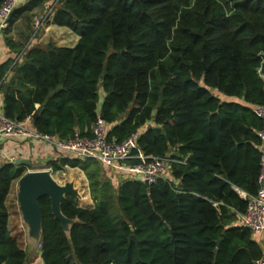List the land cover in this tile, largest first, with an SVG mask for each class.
<instances>
[{
  "label": "trees",
  "instance_id": "1",
  "mask_svg": "<svg viewBox=\"0 0 264 264\" xmlns=\"http://www.w3.org/2000/svg\"><path fill=\"white\" fill-rule=\"evenodd\" d=\"M45 1L18 5L4 29L24 27L22 40L5 38L16 57L0 63L3 115L36 112L32 127L60 139L90 135L101 117L107 140L140 130V151L171 160L150 185L124 175L114 184L91 158L50 161L54 171L79 167L94 204L65 195L67 234L39 198L42 264H256L263 250L237 218L247 207L238 189L258 187L264 0H59L52 22L79 36L71 47L31 44ZM25 172L0 165V264L28 261L7 206Z\"/></svg>",
  "mask_w": 264,
  "mask_h": 264
},
{
  "label": "built area",
  "instance_id": "2",
  "mask_svg": "<svg viewBox=\"0 0 264 264\" xmlns=\"http://www.w3.org/2000/svg\"><path fill=\"white\" fill-rule=\"evenodd\" d=\"M22 0H2L0 5V34L9 25V20L14 9ZM59 0L45 2L47 13L54 11ZM47 17V15H46ZM46 18L35 19V28L44 23ZM261 118L262 125L258 131L260 143L259 174L257 178V191L254 194L243 192L247 199V207L243 213L238 214L237 224L247 227L253 235L264 232V103L254 108ZM32 117L23 121L12 120L5 115H0V137H28L52 143L59 150L70 156L85 159H95L102 165L122 173L125 176L138 177L148 185L155 183L163 176L169 156H153L143 153L137 146L140 130L132 132L122 141L107 140V128L103 118L98 117L92 124L90 135L80 134L78 131L68 138L60 139L57 135L42 134L37 132L31 125ZM134 150H137L134 152ZM3 148L0 144V155ZM138 159L130 163L131 159ZM11 161H15L14 157ZM256 264H264V254Z\"/></svg>",
  "mask_w": 264,
  "mask_h": 264
},
{
  "label": "crops",
  "instance_id": "3",
  "mask_svg": "<svg viewBox=\"0 0 264 264\" xmlns=\"http://www.w3.org/2000/svg\"><path fill=\"white\" fill-rule=\"evenodd\" d=\"M26 1L27 0H22L19 5L24 4ZM47 1L52 2L53 0H46L45 2H47ZM45 2H44V8L39 10L38 14L34 17V20L37 17H40V19L46 18L44 20V25H42L43 28H45L46 24H47V26L56 25L52 22L53 16H54V11L48 14L47 8L45 7ZM46 15H47V17H46ZM20 24L21 23H19V21H18L11 27L9 32L3 31L0 34V63L3 62L4 60H6L8 57H16L15 53L12 52L10 50V48L6 45L5 38L8 36L11 39H15L16 41L22 40V34L21 33L24 30V27L20 26ZM34 24H35V22H34ZM34 24H33V27L35 28ZM56 26H59V25H56ZM59 27L61 28V27H65V26H59ZM65 28H67V27H65ZM75 35L76 36L73 39L67 38L68 36L67 37H65V36L59 37L58 39H56L55 44L60 45V46H69V47L74 46L76 44L78 38H79V36L76 33H75ZM42 39L43 38L40 35L39 37L31 40V44L37 43L38 41H39V43H41ZM44 40H45V38H44ZM29 41H30V39H29ZM262 76L264 77V75H262ZM213 93L216 96H218L219 98H221L223 101H235V102H239L242 104H246L245 102H243L242 100H240L238 98H228L216 90H213ZM2 104H3V93L0 92V115L3 114ZM0 144L2 145V148H3L2 154L0 155V165L3 163H14L15 165H19V166L22 165V166L26 167V172L29 170L39 169V165H41V167H45L48 170H52L50 167H48V163L50 161H58L67 154L66 152H63V151L59 150L58 148H56L50 142H46L43 140H36L33 138H28V137H0ZM259 151H260V149H259ZM13 157L15 159L14 162L11 161V159ZM65 166H68V165H64L63 167H65ZM75 168H77V167H75ZM78 169L82 172V174L86 180V184L88 185V181H87V178H86L84 172L79 167H78ZM107 170L111 173H114L113 177L115 176V178H117V179H119V177L120 178L123 177V174L118 172V171H114V170H111L109 168L106 169V171ZM56 171H58V170H56ZM164 175H166V172L164 173ZM126 177H132V176H126ZM88 190H89V187H88ZM12 191L13 190L11 189V193H10L11 195H13ZM238 191H239L240 195H242V193L245 192V191H242L239 189H238ZM17 192H18V187H17ZM89 196H90V192H89ZM11 197L13 199V196H11ZM90 198H91V196H90ZM15 202H16V204L18 203V197L16 198ZM7 205H8V202H7ZM8 210L10 213V215H9V228L12 231V235L16 236L15 233L17 232L16 231L17 229L20 232H22V244H23V247L26 250L27 255H28L27 264H39V262L41 261L40 250H39V247H37V246H39V241L35 242L33 239H31L30 236H28L27 226L22 221V217H21V213L19 212V209L17 211V213L19 212L17 214V216L10 211L9 207H8ZM254 237H255V240L261 246V248L263 250V254H264V232L259 233L257 235H254ZM39 259H40V261H39Z\"/></svg>",
  "mask_w": 264,
  "mask_h": 264
},
{
  "label": "water",
  "instance_id": "4",
  "mask_svg": "<svg viewBox=\"0 0 264 264\" xmlns=\"http://www.w3.org/2000/svg\"><path fill=\"white\" fill-rule=\"evenodd\" d=\"M260 73L264 75V55L260 68ZM37 113L32 116L35 119ZM146 183V182H145ZM147 184V183H146ZM79 196L78 191L72 183L59 184L48 169L29 170L18 180V208L22 221L26 224L28 236L35 242L40 241L42 212L38 200L42 196H48L51 201V211L56 219L61 222L64 231L69 234L70 227L75 220L67 218L61 211V202L66 194ZM130 240L137 242L134 234ZM220 241L218 240L217 243Z\"/></svg>",
  "mask_w": 264,
  "mask_h": 264
},
{
  "label": "rangeland",
  "instance_id": "5",
  "mask_svg": "<svg viewBox=\"0 0 264 264\" xmlns=\"http://www.w3.org/2000/svg\"><path fill=\"white\" fill-rule=\"evenodd\" d=\"M40 18V17H39ZM35 21V20H34ZM42 25H44V23H42ZM41 24L39 25V27L35 28V33H37V36L39 37L41 35L42 42L41 45H46L48 43H54L56 39H58L59 37L65 36L67 38H75V32L71 31L68 28L65 27H59L56 25H51V26H47V24L45 25V28H43ZM48 27V28H47ZM45 38V40H44ZM38 41V40H37ZM39 43V41L37 42ZM35 43V44H37ZM39 169H46L45 167H41V165H39ZM38 170V169H37ZM51 173V176L61 185H64L65 183L69 182L72 183L73 187L78 191L79 196H78V203L80 206L82 207H92L94 202L92 200V198H90L89 196V190H88V185L86 184V180L82 174V172L75 167H70V166H65L63 167L61 170L58 171H54V170H49ZM107 175L108 177H110V179H113V183L116 184V182L121 179L119 177V179L115 178V176L113 177L114 173H111L109 171ZM117 179V181H116ZM17 187H18V180H16L14 182V184L12 185L11 189L13 190V195H11V191L9 193V196L7 197V202H8V207L10 208V211L12 213H14L16 216L17 211H18V203L16 204L15 200L17 198ZM13 196V199L12 197ZM17 232L15 233L16 236L19 238L20 243L22 244V232H20L18 229L16 230ZM21 236V237H20ZM23 245V244H22ZM39 250H40V243H39ZM40 261V259H39ZM39 264H42V261L39 262Z\"/></svg>",
  "mask_w": 264,
  "mask_h": 264
}]
</instances>
